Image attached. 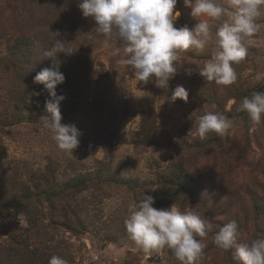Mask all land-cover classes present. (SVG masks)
Listing matches in <instances>:
<instances>
[{
	"label": "rangeland",
	"instance_id": "374dc122",
	"mask_svg": "<svg viewBox=\"0 0 264 264\" xmlns=\"http://www.w3.org/2000/svg\"><path fill=\"white\" fill-rule=\"evenodd\" d=\"M176 9L181 13L176 27L194 26L183 0ZM256 23L259 30L245 40L247 57L234 65V84L205 81L195 70L187 74L211 59L213 31L203 52L179 53L177 74L165 91L136 80L120 63L123 44L106 46L78 0H0V264H48L52 256L66 264H180L168 248H138L124 223L129 206L143 191L155 196L158 178L176 161L204 186L196 198L173 201L177 207L204 215L214 232L235 220L239 242L264 239V116L253 126L248 114L237 111L242 96L264 89V8ZM57 30L73 50L55 56L65 76L57 86L66 96L62 123L82 132L73 153L60 150L42 127L43 116L50 115L44 106L49 94L33 79L53 63L44 53ZM15 44L20 51L11 50ZM177 85L188 90L187 101L170 102ZM206 111L235 118L234 126L223 137L210 133L201 141L193 135L195 117ZM141 129L158 134L154 143L141 133L140 139ZM76 175H86L87 189L60 195L63 182ZM32 182L52 190L51 199L33 196L23 206L1 205L27 186L34 190ZM212 235L204 238L199 264H236L227 261ZM36 246L40 256L33 260Z\"/></svg>",
	"mask_w": 264,
	"mask_h": 264
},
{
	"label": "clouds",
	"instance_id": "9594fccd",
	"mask_svg": "<svg viewBox=\"0 0 264 264\" xmlns=\"http://www.w3.org/2000/svg\"><path fill=\"white\" fill-rule=\"evenodd\" d=\"M177 3L178 0H78V7L84 17L95 21V32L106 38V46L113 41L123 44L120 63L133 70L138 82H154L156 87L169 90V81L177 74L179 53L189 49L203 52L214 31L211 59L194 64L195 69H187V74L195 70L205 81L234 84V65L247 57L245 40L259 30L256 21L262 14L264 0H229L227 5L221 0H183L184 6L191 9L190 16L197 21L191 28L175 26L181 15ZM53 33L54 44L44 53L45 58H53V63L33 79L49 94L44 106L50 115L43 116L42 127L52 134L60 150L73 153L82 132L75 124L62 123L60 104L66 96L57 93V86L65 81V76L55 61L58 52L71 54L73 50L65 47L66 38L59 30ZM119 53V48L114 49V54ZM188 96V90L177 85L169 100L187 101ZM237 111H246L251 124L258 125L264 116V91L245 96ZM234 120L223 113L206 111L195 117L193 135L201 141L208 139L210 133L223 137L234 126ZM154 203L155 197L143 191L138 201L129 206L124 221L129 238L144 252L168 248L180 264H199L206 247L204 238L212 233L213 243L222 251H233V258L240 264H264V239L239 242L235 220L214 232L213 223L194 210L181 211L174 203L156 208ZM48 264L66 262L52 256Z\"/></svg>",
	"mask_w": 264,
	"mask_h": 264
},
{
	"label": "trees",
	"instance_id": "16d2710c",
	"mask_svg": "<svg viewBox=\"0 0 264 264\" xmlns=\"http://www.w3.org/2000/svg\"><path fill=\"white\" fill-rule=\"evenodd\" d=\"M13 52H18L21 50V44H15L12 49ZM259 91H264V89H259ZM252 95V94H251ZM251 95H247L250 97ZM245 96H242L243 99ZM29 104L25 103L24 109H29ZM240 116H247L246 111L238 112ZM143 128V127H142ZM144 134V141L146 143H154V138L158 135L157 133H153L152 131L143 130L138 131V136L141 139V135ZM34 187V190L30 189L27 186L26 191L22 192L17 196H12L11 198L5 200L1 205L4 206H15V205H24L28 203L33 196L40 198L45 197L47 200L51 199L52 190L44 188L41 185L31 183ZM88 184L86 180V175H76L69 177L65 182H63L62 187L58 189V193L61 195L64 193V190H70L71 192H81L87 189ZM204 186L201 184L196 178H193L187 172L184 164L181 161H176L171 165V168L161 177L158 178V184L155 189V207H170L173 201L178 202L179 204L185 200V196L196 198L203 191ZM181 197V198H179ZM258 208V206H257ZM28 215V210H24ZM182 211V210H181ZM28 222H31V218H27ZM263 233V232H262ZM260 239V237L258 238ZM256 240V239H255ZM35 249V250H34ZM33 250H31V256L36 260L39 258L40 253L36 250L38 246H36ZM227 261L231 263L240 264V262L233 258V251H227Z\"/></svg>",
	"mask_w": 264,
	"mask_h": 264
}]
</instances>
